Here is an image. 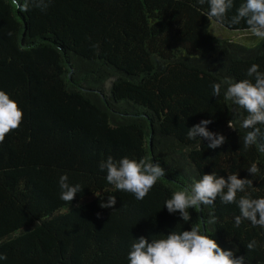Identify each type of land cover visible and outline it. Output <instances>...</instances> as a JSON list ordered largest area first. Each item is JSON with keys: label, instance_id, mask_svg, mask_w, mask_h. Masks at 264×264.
<instances>
[{"label": "trees", "instance_id": "1", "mask_svg": "<svg viewBox=\"0 0 264 264\" xmlns=\"http://www.w3.org/2000/svg\"><path fill=\"white\" fill-rule=\"evenodd\" d=\"M43 2L42 10L29 0L22 13L0 0V90L23 112L0 143V264H129L134 239L197 224L244 264H264V228L247 220L236 227V204L218 197L189 209V222L164 207L211 173L252 179L237 198L264 197V152L243 148L247 113L224 99L226 80L247 79L253 64L264 72V40L217 36L198 0ZM242 3L234 0L219 25L247 32L244 21L227 22ZM213 83L222 85L219 97ZM201 120L226 137L221 147L187 138ZM108 156L159 163L166 175L136 200L107 182L99 164ZM64 174L82 187L71 204L60 199ZM108 196L115 205L101 208Z\"/></svg>", "mask_w": 264, "mask_h": 264}, {"label": "clouds", "instance_id": "2", "mask_svg": "<svg viewBox=\"0 0 264 264\" xmlns=\"http://www.w3.org/2000/svg\"><path fill=\"white\" fill-rule=\"evenodd\" d=\"M31 3L42 10L47 8L43 0H31ZM200 5L207 3L208 11L204 14L209 21L224 24L227 13L233 8L234 0H198ZM11 5L20 12L29 10V0H11ZM244 21L247 32L252 36L264 40V0H244L237 9L236 14L227 22L238 25ZM247 79L234 82L226 80L224 91L225 101L231 102L237 109H243L247 115L241 122V127L247 129L243 139V148L258 146L264 152V72L259 65L253 64L247 69ZM254 81V82H253ZM213 96L221 95V83L211 85ZM23 121V112L18 103L0 90V143L6 135L17 130ZM210 120H201L200 123L189 128L187 138L190 140H207L210 149H217L226 142L222 134L208 130ZM228 126L233 128L232 122ZM101 171L106 170V180L115 189L134 195L136 200L142 201L154 187L158 180L165 177L166 172L159 163L141 159L139 161L128 157L115 160L108 156L99 164ZM247 171L256 176L259 168L253 163ZM66 174L61 175L59 187L60 199L71 204L76 195L82 191L80 184L71 185ZM253 186L252 179H240L238 175L231 174L227 178L217 176L215 173L204 174L202 178L194 181L191 186L175 191L172 197L165 201L169 213H179L184 222L191 220L189 209L201 210V206L214 205L219 197L223 204H236L239 215L235 216V226L239 227L245 220L252 226L264 228V197L252 198L247 189ZM116 203L115 196H108L107 203L101 202V208H112ZM79 206V205H78ZM98 218L100 214H97ZM255 240L249 242L247 250H254ZM7 259L0 254V260ZM129 264H244L245 257L234 256L233 251L224 250L211 236L202 232L197 224L191 230L170 232L166 238L149 240L143 236L134 239L128 253Z\"/></svg>", "mask_w": 264, "mask_h": 264}, {"label": "rangeland", "instance_id": "3", "mask_svg": "<svg viewBox=\"0 0 264 264\" xmlns=\"http://www.w3.org/2000/svg\"><path fill=\"white\" fill-rule=\"evenodd\" d=\"M210 30L216 34L217 36L223 37L226 36L230 38L233 41H238V42H246L248 37H251L252 35L249 32H243V31H229L226 28H223L216 22L212 21ZM257 41V40H256ZM256 41H247L250 44H254Z\"/></svg>", "mask_w": 264, "mask_h": 264}]
</instances>
